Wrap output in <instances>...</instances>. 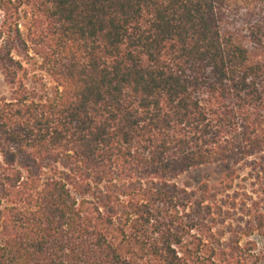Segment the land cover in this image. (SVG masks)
<instances>
[{"label": "trees", "instance_id": "obj_1", "mask_svg": "<svg viewBox=\"0 0 264 264\" xmlns=\"http://www.w3.org/2000/svg\"><path fill=\"white\" fill-rule=\"evenodd\" d=\"M0 78V264H264V0H0Z\"/></svg>", "mask_w": 264, "mask_h": 264}, {"label": "rangeland", "instance_id": "obj_2", "mask_svg": "<svg viewBox=\"0 0 264 264\" xmlns=\"http://www.w3.org/2000/svg\"><path fill=\"white\" fill-rule=\"evenodd\" d=\"M9 95V90L3 83L2 78H0V96ZM225 174V167L221 166H208L190 171L188 174L184 175L180 180L179 184L181 186H189L190 189H197L204 184H210L212 186L217 185ZM249 239H244L243 244ZM251 240H257L256 236H252ZM260 240V239H259Z\"/></svg>", "mask_w": 264, "mask_h": 264}]
</instances>
